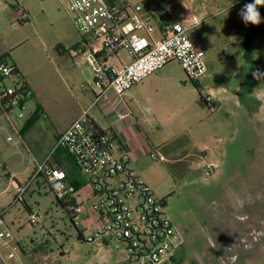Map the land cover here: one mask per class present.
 <instances>
[{"label": "rangeland", "instance_id": "1", "mask_svg": "<svg viewBox=\"0 0 264 264\" xmlns=\"http://www.w3.org/2000/svg\"><path fill=\"white\" fill-rule=\"evenodd\" d=\"M145 2L156 28L180 19L185 6L192 10L200 24L188 37L204 51L208 71L194 81L172 62L159 80H144L123 100L112 94L93 106L101 89L86 56H72L82 37L61 1L0 0V57L8 55L34 94L23 119L18 110L9 121L0 112V208L7 210L4 222L12 235L0 239V264H133L119 241L79 240V229L43 176L31 182L23 202L13 203V184L25 185L33 175L36 142L46 150L52 141L39 130L20 140L11 129L10 123L21 130L38 103L48 117L41 123L51 132L85 111L103 128L118 111L137 119L156 152L132 168L165 201L181 242L176 261L168 264H264V19L258 26L244 24L239 12L252 1ZM208 94L212 108L205 103ZM176 137L174 146L157 150ZM90 193L86 185L77 200Z\"/></svg>", "mask_w": 264, "mask_h": 264}, {"label": "built area", "instance_id": "2", "mask_svg": "<svg viewBox=\"0 0 264 264\" xmlns=\"http://www.w3.org/2000/svg\"><path fill=\"white\" fill-rule=\"evenodd\" d=\"M60 1L73 15L74 25L82 37L74 57L86 56L95 84L101 89L100 95H95L93 106L112 94L117 100H123L134 86L172 62L179 63L190 80L198 81L208 71L204 51L188 37V32L200 21L186 6L180 19L156 28L145 18L142 2ZM23 17L27 18L25 14ZM156 33L160 34L159 38H155ZM122 53H126L129 62ZM33 96L17 66L0 61V112L4 119L9 121L14 110L23 119L27 102ZM204 99L212 108L211 94ZM116 117L119 123L133 121L129 110L116 112ZM10 126L22 140L21 130L12 123ZM120 135L117 130L98 128L85 111L60 134L52 153L41 162L31 160L35 166L33 175L25 185H15L13 203L23 202L31 182L40 176L47 180L57 198L77 199L82 189L77 191L64 172L53 165L55 152L64 149L86 185L91 187L89 196L81 202L77 200L71 212L70 219L82 239L89 244L119 241L125 245V255L133 264H168L181 242L166 213L165 201L157 199L153 190L128 167L130 159L136 158V150L133 146L126 150V142ZM8 141L14 139L9 137ZM149 155L154 159L155 151L151 149ZM158 156L166 160L162 154ZM91 198L95 200L89 203ZM6 212L0 208V239L3 240L12 238L4 222ZM31 222L37 224L34 216Z\"/></svg>", "mask_w": 264, "mask_h": 264}, {"label": "crops", "instance_id": "3", "mask_svg": "<svg viewBox=\"0 0 264 264\" xmlns=\"http://www.w3.org/2000/svg\"><path fill=\"white\" fill-rule=\"evenodd\" d=\"M134 2H142L143 5L146 3L145 0H133ZM144 16L145 18L152 22L154 21L152 18V20L150 18L147 17V15H145V12H144ZM153 23V22H152ZM163 25V24H161ZM161 25H159L158 27H160ZM159 34V33H158ZM155 38L156 37V34L154 35ZM160 36V34H159ZM74 50L75 48H73L71 50V53H72V56H74ZM128 57V56H127ZM76 58V57H75ZM126 59V58H125ZM130 59L127 58L126 59V62H129ZM164 69H162L160 72H158L156 75L146 79L145 81L147 80H159V78H161L163 76H161V73ZM160 74V76H159ZM144 81V82H145ZM141 84V83H140ZM29 85V83H28ZM137 86V85H136ZM30 87V85H29ZM31 89V87H30ZM195 90L198 92V90L195 88ZM199 94V93H198ZM39 102V101H38ZM38 106H40V108L42 109L43 111V116L40 115L39 116V119H37V122L36 124L31 128V130L29 131L28 134H30L31 132L33 131H37L39 130L40 133L42 135H44L45 132H48L49 135L51 134V138H52V141L49 145V147L46 149V150H43L41 149L40 144H42L43 142L41 141H38L36 142V152H33L32 151V155H31V160H35L36 162H41L43 159H45L50 153H52L56 147V143H57V139L58 137L60 136L61 133H63L67 128H69V126L76 120L78 119L80 115H77L75 118H73L66 126L65 128L61 129V130H58V129H55L53 132H51V129L48 128L47 126H45L43 123H41V120L40 118H44V115L45 114V108L41 105H39L38 103ZM37 109V108H36ZM34 116V115H33ZM32 116V117H33ZM47 116V115H46ZM133 116V115H132ZM31 117V118H32ZM48 118V117H47ZM93 120V119H92ZM94 121V120H93ZM108 121H109V128H103L102 126H100L99 124H97L95 121L94 123L98 126V128H100L101 130L103 131H112V130H117L119 132H121V137H122V140L124 139V141L126 142V150H130V148L133 146L134 149L136 150V158H132L130 159V161L128 162V167L135 173V169H133V165H137L141 160L145 159V158H149V154L147 153V147L146 145L150 146L149 148L154 150L156 152V148H154V146L152 145V143L150 142L149 138H148V134L145 133V130L142 129L139 125V123L137 122V119L134 118L133 116V121H131L130 123H126V122H121L119 123L117 121V117H116V112L113 113L111 116H109L108 118ZM179 140V137L173 139L171 142H167L163 145H161L159 148H157V150H165L166 148H168L170 145L171 146H174ZM128 141V142H127ZM130 143L132 145H130ZM32 150V149H31ZM124 152L120 153V155H123ZM186 156H184V158H187V154H185ZM166 159V158H165ZM169 160H165L163 161L164 163H167ZM177 161L179 162H182L183 159L182 158H179ZM34 165V164H33ZM53 165L55 167H58L60 168L64 174L66 176H80L79 174V171L78 169L76 168L75 164H74V161L73 159L67 154V152L64 150V149H58L55 154H54V159H53ZM34 169H35V166H34ZM136 174V173H135ZM137 175V174H136ZM68 181V180H67ZM18 183L15 182V184H13V187L15 188V185H17ZM20 185V184H18ZM16 191V190H15ZM89 214H87L88 216Z\"/></svg>", "mask_w": 264, "mask_h": 264}, {"label": "trees", "instance_id": "4", "mask_svg": "<svg viewBox=\"0 0 264 264\" xmlns=\"http://www.w3.org/2000/svg\"><path fill=\"white\" fill-rule=\"evenodd\" d=\"M260 9L261 8H259V11H260ZM254 34H255V32H253V35ZM7 56L8 55H4V56L0 57V61H6ZM195 87H196V89L198 90V92H199V94L201 96L199 88L196 85H195ZM42 114H43L42 109L40 108V106H37V109H36V112H35L34 116L26 121V123L24 124V126L21 129L20 135L21 136L22 135L23 136L26 135L31 130V128L36 124L37 119H39V116L42 115ZM170 171H172V170L170 169ZM66 177H67L68 182L72 186H74L77 191H80L81 189H83L86 186V183L84 182V180L82 179L81 176H74V177L73 176L72 177L71 176H69V177L66 176ZM57 200L62 205V207H64L67 210L68 215L71 218L72 209L78 203L77 199L75 197H72V198H67V199H59V198H57ZM78 239L82 240V234H81L80 231H78ZM176 255H177V253L172 255V257L170 259V262L171 261H176L175 260Z\"/></svg>", "mask_w": 264, "mask_h": 264}, {"label": "clouds", "instance_id": "5", "mask_svg": "<svg viewBox=\"0 0 264 264\" xmlns=\"http://www.w3.org/2000/svg\"><path fill=\"white\" fill-rule=\"evenodd\" d=\"M231 3L230 6L231 7ZM229 7L226 9L228 12ZM260 7H264V0H252L250 3H246L240 10L239 15L245 25L251 24L258 26L262 22V16L259 11Z\"/></svg>", "mask_w": 264, "mask_h": 264}]
</instances>
